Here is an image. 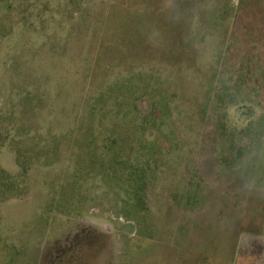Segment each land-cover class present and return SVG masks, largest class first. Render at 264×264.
Masks as SVG:
<instances>
[{"label":"rangeland","instance_id":"obj_1","mask_svg":"<svg viewBox=\"0 0 264 264\" xmlns=\"http://www.w3.org/2000/svg\"><path fill=\"white\" fill-rule=\"evenodd\" d=\"M0 264H264V0H0Z\"/></svg>","mask_w":264,"mask_h":264}]
</instances>
